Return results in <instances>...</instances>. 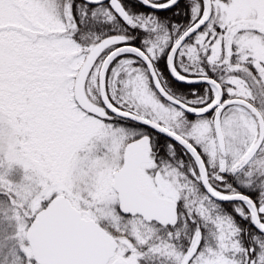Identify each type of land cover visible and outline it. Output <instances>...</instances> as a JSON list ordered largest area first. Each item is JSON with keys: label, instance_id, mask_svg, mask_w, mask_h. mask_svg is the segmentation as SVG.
<instances>
[{"label": "snow or ice", "instance_id": "6c2138e0", "mask_svg": "<svg viewBox=\"0 0 264 264\" xmlns=\"http://www.w3.org/2000/svg\"><path fill=\"white\" fill-rule=\"evenodd\" d=\"M0 264H264V0H0Z\"/></svg>", "mask_w": 264, "mask_h": 264}]
</instances>
